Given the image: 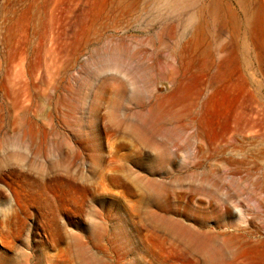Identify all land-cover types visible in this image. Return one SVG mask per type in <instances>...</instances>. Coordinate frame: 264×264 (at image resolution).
<instances>
[{
    "label": "rangeland",
    "instance_id": "1",
    "mask_svg": "<svg viewBox=\"0 0 264 264\" xmlns=\"http://www.w3.org/2000/svg\"><path fill=\"white\" fill-rule=\"evenodd\" d=\"M0 264H264V0H0Z\"/></svg>",
    "mask_w": 264,
    "mask_h": 264
},
{
    "label": "bare ground",
    "instance_id": "2",
    "mask_svg": "<svg viewBox=\"0 0 264 264\" xmlns=\"http://www.w3.org/2000/svg\"><path fill=\"white\" fill-rule=\"evenodd\" d=\"M100 57L99 66L100 68H106L110 66L122 67L121 56L117 52H101L98 53ZM143 77V74H142ZM141 77L136 76V82L139 81ZM141 87L137 86L136 91H141Z\"/></svg>",
    "mask_w": 264,
    "mask_h": 264
}]
</instances>
